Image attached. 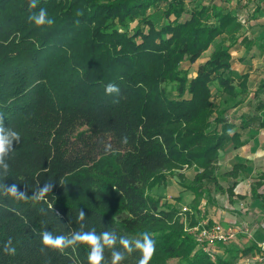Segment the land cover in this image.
<instances>
[{"label":"trees","instance_id":"1","mask_svg":"<svg viewBox=\"0 0 264 264\" xmlns=\"http://www.w3.org/2000/svg\"><path fill=\"white\" fill-rule=\"evenodd\" d=\"M41 8L51 25L28 20ZM263 15L264 0H38L34 9L29 0H0V117L5 133L20 134L4 157L8 172L0 166V184L28 196L0 191V264H89L87 243L61 251L41 240L44 231L93 230L116 235L102 264H112L113 251L125 254L119 264H137L141 253H127L119 241L144 231L156 244L149 264H233L199 249L182 210L150 190L197 167L188 188L200 211L208 185L220 184L221 151L244 145L252 122L264 127V79L252 93L250 73H236L232 55L251 54V42L264 53V24L255 40L248 34ZM185 61L198 62L195 76ZM110 83L118 95L106 94ZM243 166L225 175L236 177ZM49 183L52 191L31 198ZM228 183L234 196L237 182ZM8 241L12 253L4 251Z\"/></svg>","mask_w":264,"mask_h":264},{"label":"crops","instance_id":"2","mask_svg":"<svg viewBox=\"0 0 264 264\" xmlns=\"http://www.w3.org/2000/svg\"><path fill=\"white\" fill-rule=\"evenodd\" d=\"M263 21L264 15L255 20L257 27L264 24ZM251 52L252 54L248 55L245 48L236 51L240 55L236 60L237 67L235 69L237 72L245 71L250 73V89L253 93L261 79H264V53L256 50ZM243 109L247 110V107H243ZM242 139L245 142L244 145L238 148L229 146L221 151L216 169L220 184L219 186L208 185L205 198L197 206L200 211L195 210L194 193L191 189L186 188V185L188 186L191 183L195 173L198 171L197 167H185L182 172L186 177L184 189L190 192L189 201L182 199V201L176 202L168 199V202L175 205L179 210L184 206L188 207V211L196 216L197 222L206 219L210 223L215 221L225 226L235 224L244 226L252 222L248 227L251 229V238H255L262 235L264 230V127H258L256 121L252 122L243 132ZM236 164L244 165L238 175L236 177L225 175ZM229 181L237 182L234 188V196H230L228 192ZM176 184L177 181L170 174L166 184L168 185L167 187L172 191L176 189ZM178 191L180 190L178 189ZM247 201H252L251 206H247ZM238 204L242 209H237L236 205ZM259 218L261 223L257 222ZM255 229L258 230L256 234L254 232ZM259 233L261 234L259 235ZM239 234L238 238L234 240L235 244L250 243L251 238L246 233L240 232ZM255 242L259 247L260 242L257 243V240ZM259 250H253L250 254L242 255L241 264H247L246 257H252ZM219 253L225 254L223 251H219ZM251 264L256 263L251 260Z\"/></svg>","mask_w":264,"mask_h":264},{"label":"clouds","instance_id":"3","mask_svg":"<svg viewBox=\"0 0 264 264\" xmlns=\"http://www.w3.org/2000/svg\"><path fill=\"white\" fill-rule=\"evenodd\" d=\"M38 0H29V8L34 9L37 7ZM81 14L78 12V15ZM28 20L35 24L37 27H43L45 25H51L53 19L48 16L47 11L44 8H41L38 13H33L28 17ZM107 95L119 94L120 88L115 84H108L105 88ZM229 135H231V130H229ZM15 139L18 143L20 140V134L18 132H9L5 133L3 128V119L0 117V166L3 167L4 172L7 173L9 166L4 164V157L9 153L10 150H13L12 140ZM122 143H127V137L122 138ZM110 148V145L106 147ZM53 184H45L32 195V199H42L46 193L52 191ZM0 191L5 195H11L18 199H28L26 192L20 189L17 185H4L0 184ZM85 212L81 209L79 213V218L83 219ZM41 243L45 247H50L56 250H64L65 248L77 245L78 243H87L91 251L88 255L89 264H102L104 260V248L105 246L111 247L116 244V235L114 232H103L100 235H97L93 231H79L69 235H53L49 231H44L42 233ZM123 249L127 253H132L133 251H139L141 256L137 261V264H149L152 256L155 253V240L152 234L148 231L141 232L139 238L135 240H129L128 238L121 237L119 241ZM11 241H8L4 245V251L12 253L15 249L10 248L9 245ZM125 259L124 252L113 251L112 252V264H119V262Z\"/></svg>","mask_w":264,"mask_h":264},{"label":"rangeland","instance_id":"4","mask_svg":"<svg viewBox=\"0 0 264 264\" xmlns=\"http://www.w3.org/2000/svg\"><path fill=\"white\" fill-rule=\"evenodd\" d=\"M155 21V23L159 24L161 22V19L160 17H155L153 19ZM243 22V21H242ZM264 22V21H263ZM243 26L246 28L247 27V24L246 23H243ZM261 30L262 28L260 27H254V29H252L251 31L248 32L249 34V37L250 39H254L255 40V37H257L259 35V33H261ZM259 38L261 40H263V43H264V34H262V36H259ZM258 40V39H257ZM249 46V53L252 54L251 50H257V46L254 42H251L248 44ZM246 45V48L248 47ZM257 48V49H256ZM213 50V47H210L209 50H207L203 56L200 58V62H202L203 60H205L212 52ZM258 52V51H257ZM251 54H248V55H251ZM232 55L234 57V68H236V60L238 59L239 55L238 53H236V51H233L232 52ZM245 59V58H244ZM198 62L194 63V64H191L189 61H185L183 63V66L185 68H190V76H195L196 75V72L195 71V68H196V64ZM237 73V71H236ZM168 90L173 94V95H176V85L175 84H171V85H168ZM184 169V168H183ZM183 169L179 170L178 172H175V173H172L171 174V177L174 178L176 181H177V184H176V189L175 190H169V188L167 187L168 185H163V186H160V187H155L153 190H150V192L154 195H157L159 197L162 198L163 201H168V199H172L174 201H182L185 200V201H189V195H190V192H187L184 188H185V181H186V177L184 175L183 172ZM176 177V178H175ZM179 183V184H178ZM179 185V186H178ZM186 188H188V186L186 185ZM178 189L180 191H178ZM208 189V187H207ZM252 202V201H251ZM251 202L250 201H247V206H251ZM237 209H242L241 206L236 205ZM182 210V209H180ZM182 217L186 216V214H181ZM212 222H215V221H212ZM259 223H261V219L259 218L258 221ZM252 224V222L249 223V225ZM248 224L246 226H249ZM256 231L258 230H254L255 234H256ZM259 232L262 233L261 230H259ZM259 233V235L261 234ZM263 234H264V230H263V233L262 235L260 236H257L255 238H251L250 239V243H246V244H235L234 243V240L236 238H238V236L240 234L237 235V237L235 239H233L232 241H230L228 244L224 245V244H218L215 248V250H218V251H223L225 253V257L228 258L229 260H231L233 262V264H241V257H242V252H243V249H246L248 248L249 246L251 245H256V240H257V243L258 242H261V240L263 239ZM250 254V253H249ZM168 264H184L183 261L177 259V258H174V259H171L169 260Z\"/></svg>","mask_w":264,"mask_h":264},{"label":"built area","instance_id":"5","mask_svg":"<svg viewBox=\"0 0 264 264\" xmlns=\"http://www.w3.org/2000/svg\"><path fill=\"white\" fill-rule=\"evenodd\" d=\"M187 167V166H186ZM189 210L188 207H183L182 212L185 213ZM185 229L193 234L197 241V247L207 252L213 260H215L219 254L218 250H215L218 244H228L235 239L240 232L246 233L251 238L250 227L244 225H229L225 226L220 222L210 223L208 220H199L194 225H189L187 218L184 216ZM244 227V228H243ZM260 250L257 251L252 257H246V263L251 264L253 260L256 264H264V237L259 243Z\"/></svg>","mask_w":264,"mask_h":264}]
</instances>
